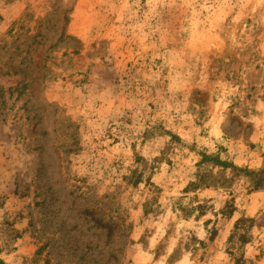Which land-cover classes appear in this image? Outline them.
<instances>
[{
  "label": "rangeland",
  "instance_id": "obj_1",
  "mask_svg": "<svg viewBox=\"0 0 264 264\" xmlns=\"http://www.w3.org/2000/svg\"><path fill=\"white\" fill-rule=\"evenodd\" d=\"M259 172L264 0H0V264H264Z\"/></svg>",
  "mask_w": 264,
  "mask_h": 264
},
{
  "label": "trees",
  "instance_id": "obj_2",
  "mask_svg": "<svg viewBox=\"0 0 264 264\" xmlns=\"http://www.w3.org/2000/svg\"><path fill=\"white\" fill-rule=\"evenodd\" d=\"M202 157H203V161L206 160V159H209L208 156H202ZM214 162H215L216 166H219L221 168H230V167H232L233 169L239 170L238 168H236L234 166H229L228 164H226L224 162H220L218 160H214ZM245 172L248 173L247 170H245ZM249 174H253V173H249ZM253 175L260 178V179H258V181L255 183V186H254L255 189H257L259 187V181H263L264 180V172L254 173ZM249 221L251 222L252 220H239V221H237L236 226H239L240 224H243V222H249Z\"/></svg>",
  "mask_w": 264,
  "mask_h": 264
}]
</instances>
